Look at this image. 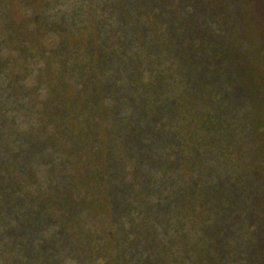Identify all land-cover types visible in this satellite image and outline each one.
<instances>
[{"label": "trees", "instance_id": "16d2710c", "mask_svg": "<svg viewBox=\"0 0 264 264\" xmlns=\"http://www.w3.org/2000/svg\"><path fill=\"white\" fill-rule=\"evenodd\" d=\"M81 2L0 9V264H264L239 44L191 19L131 44Z\"/></svg>", "mask_w": 264, "mask_h": 264}, {"label": "rangeland", "instance_id": "374dc122", "mask_svg": "<svg viewBox=\"0 0 264 264\" xmlns=\"http://www.w3.org/2000/svg\"><path fill=\"white\" fill-rule=\"evenodd\" d=\"M77 1H82L76 6L81 12H95L103 22V29H106L107 33L114 32L121 35L123 29L127 28V37L131 44L139 43L140 38L160 41L161 37H167L166 26L171 20L175 23L174 32L177 37L182 32L184 21L189 19L192 22L195 20L211 26H219L220 30L225 28L224 34H230L239 44L244 58L249 60L246 61L248 66L251 64L254 71L252 77L256 82V93L252 97L254 106L248 115L249 121H245L247 126L248 124L251 126L254 136H251V142L248 141L245 145L243 140H246L247 133L243 125L240 126L239 132L237 129L235 132L238 133V140L244 143L243 153L248 154L247 160L250 161L251 167L255 165V169L260 173L258 181L262 183L264 178V0H142L141 4H137L136 1V5L132 4L133 0H108L110 5L106 6L100 4L98 0H0V9H6L12 3H19L16 4L20 5L19 8L27 10L32 7L36 9L39 5L38 10L67 11ZM215 18L221 20L217 22ZM140 23H142V31L139 39H136L135 35L132 36L131 27L132 24ZM110 25L113 26V31ZM117 26L123 27L114 28ZM160 55L173 56L166 51H162ZM253 82L251 80V86ZM244 107L245 104L242 108ZM243 111L237 112L238 115ZM70 264L74 263L70 262Z\"/></svg>", "mask_w": 264, "mask_h": 264}]
</instances>
